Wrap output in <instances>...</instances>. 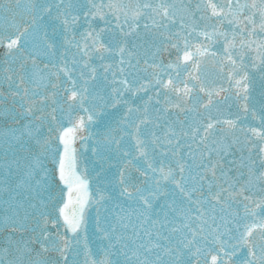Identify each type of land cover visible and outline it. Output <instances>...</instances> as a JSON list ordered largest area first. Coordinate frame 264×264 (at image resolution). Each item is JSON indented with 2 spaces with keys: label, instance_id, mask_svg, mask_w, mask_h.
I'll use <instances>...</instances> for the list:
<instances>
[{
  "label": "snow or ice",
  "instance_id": "snow-or-ice-1",
  "mask_svg": "<svg viewBox=\"0 0 264 264\" xmlns=\"http://www.w3.org/2000/svg\"><path fill=\"white\" fill-rule=\"evenodd\" d=\"M0 264H264V0H0Z\"/></svg>",
  "mask_w": 264,
  "mask_h": 264
}]
</instances>
